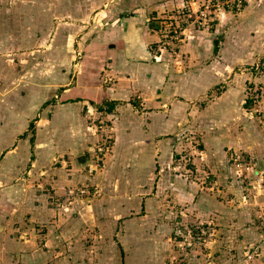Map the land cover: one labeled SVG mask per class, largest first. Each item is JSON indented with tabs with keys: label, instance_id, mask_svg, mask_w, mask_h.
<instances>
[{
	"label": "rangeland",
	"instance_id": "obj_1",
	"mask_svg": "<svg viewBox=\"0 0 264 264\" xmlns=\"http://www.w3.org/2000/svg\"><path fill=\"white\" fill-rule=\"evenodd\" d=\"M236 3L0 0V264H264L263 20ZM111 70L120 125L61 98Z\"/></svg>",
	"mask_w": 264,
	"mask_h": 264
},
{
	"label": "crops",
	"instance_id": "obj_2",
	"mask_svg": "<svg viewBox=\"0 0 264 264\" xmlns=\"http://www.w3.org/2000/svg\"><path fill=\"white\" fill-rule=\"evenodd\" d=\"M249 4L252 5V8L255 7V5H256V8L261 11V15H262L261 17L263 20V24L261 22L260 30L258 32L256 30V35L253 37H254V39H256V44H262L263 45L264 44V0H250ZM252 8H251V10H252ZM129 17H135L133 12L128 14L127 16L121 17V19L125 22V20ZM258 18L259 17L256 16V19H257L256 21H258ZM118 23L119 24L114 25V26L118 29V36L121 38V33L125 34V30H123V27H121V20ZM257 24H258V22H257ZM152 26H153V24L148 22L147 24L143 25V27H141L140 35L142 36V33H143L142 40H146L148 37L150 39L151 35H153V34H154L152 36L154 38L153 41L158 40L157 39L158 35H156L157 31H155V29ZM125 27H126V24H125ZM253 27L255 29V26H253ZM151 31H154L155 33H152ZM146 32L148 34H146ZM145 46H146V44H145ZM257 48H259V47H257ZM150 49H151L150 47L146 46L144 53H141L142 51L138 52L141 55H143V58L140 56V54H138L137 55L138 57H136V58L137 59H147L148 57L151 56L150 60L152 59V57H154V59H157L158 56H160V54L159 55H158V53L154 54L150 51ZM118 55L121 57V51L118 53ZM120 60H121V58H120ZM152 61L154 62L155 60L152 59ZM129 63L131 65L128 67H131L134 65L133 62H129ZM144 65H145V63H144ZM139 66H140V63H139ZM144 67H146V66H140L137 70L138 77L141 78V79H139V82L141 85H143L141 87H143L145 89V91L140 92V95H143V93H146V92L150 93V94L149 95L147 94L148 95L147 98H143L144 103H142V102L140 103L142 108H140L141 109L140 111L137 110V112H143V114L145 116H150L151 119L149 120V122L146 121V122H148V124L147 123L146 124L149 125V127L152 130L153 129L152 127H154L152 122L155 120V118H157V116L160 115V117L162 119H165V121H166L167 120V118H166L167 114L164 113V111H158V112L153 111V109L155 110L156 107L161 108V104H158L159 101L156 99L158 97L157 91H154L155 93L152 94V90H151V88H149L148 84H154L156 82L155 80H156L157 76L155 75L153 68H149V71L145 72ZM117 68L120 71H116V72H121V62L119 63V66H117ZM130 69H132V68H130ZM113 71L114 70H111L108 74V75L111 74L112 77H114V79H115V82H112L110 85H101L100 84L101 87L96 86L95 88L94 87L91 88L90 86L87 85L88 87H86L84 89L80 87L81 85H78V86H75L72 88H67V89L64 88L63 89L64 93L61 94V98L65 99V100L72 98V97H74L75 99L77 98L76 101H78V102H76V101L73 102L75 104L81 103L82 105H86L87 102H89V104H91L92 108H95L100 112L105 111L108 116L109 115L115 116L116 117V124L120 125L121 124V107L123 106L124 109H128V107L131 105V103L128 100H125V104L123 102H124V97L128 96L127 97V99H128L130 97L129 94L133 93V92H130V90L127 88L128 85H131L132 79L129 78L128 75L122 76L121 73L114 74ZM148 73H149L150 78H147ZM87 78H88V76H87ZM94 78H96V77H94ZM75 88L79 92H73L72 93V90L74 91ZM110 101L115 102V105L111 111H107L108 106H107L106 102H110ZM89 106L86 105L84 107L87 108L89 111ZM146 108H148L150 110L144 111ZM77 112H79V111L77 110ZM157 113H159V114H157ZM139 117L141 118L142 116H139ZM151 120H153V121H151ZM147 133L149 134V133H151V131H147Z\"/></svg>",
	"mask_w": 264,
	"mask_h": 264
},
{
	"label": "trees",
	"instance_id": "obj_3",
	"mask_svg": "<svg viewBox=\"0 0 264 264\" xmlns=\"http://www.w3.org/2000/svg\"><path fill=\"white\" fill-rule=\"evenodd\" d=\"M214 50H216V46H215ZM106 103H108L107 111H111L114 108L115 102L110 101V102H106ZM31 125H33V123H31ZM30 142L32 144V142H33L32 138H31Z\"/></svg>",
	"mask_w": 264,
	"mask_h": 264
},
{
	"label": "built area",
	"instance_id": "obj_4",
	"mask_svg": "<svg viewBox=\"0 0 264 264\" xmlns=\"http://www.w3.org/2000/svg\"><path fill=\"white\" fill-rule=\"evenodd\" d=\"M242 0H237V3L235 4L236 6H239Z\"/></svg>",
	"mask_w": 264,
	"mask_h": 264
}]
</instances>
